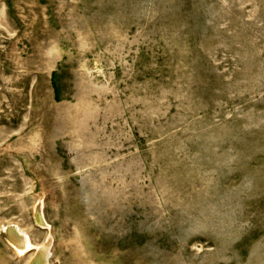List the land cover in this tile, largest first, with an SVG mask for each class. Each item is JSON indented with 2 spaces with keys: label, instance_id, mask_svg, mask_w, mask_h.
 Returning <instances> with one entry per match:
<instances>
[{
  "label": "rangeland",
  "instance_id": "374dc122",
  "mask_svg": "<svg viewBox=\"0 0 264 264\" xmlns=\"http://www.w3.org/2000/svg\"><path fill=\"white\" fill-rule=\"evenodd\" d=\"M48 233L49 264H264V0H0V264Z\"/></svg>",
  "mask_w": 264,
  "mask_h": 264
},
{
  "label": "bare ground",
  "instance_id": "6f19581e",
  "mask_svg": "<svg viewBox=\"0 0 264 264\" xmlns=\"http://www.w3.org/2000/svg\"><path fill=\"white\" fill-rule=\"evenodd\" d=\"M33 209L37 221L44 226H48L47 222L44 219L41 199L37 200L36 205ZM3 230L7 240L12 244L15 251L22 253L32 246V243L29 240L27 234L15 224L5 225L3 226ZM52 240L53 238L51 233H48L40 243L34 246V249L29 256L26 264H49L48 257L50 255V252H52Z\"/></svg>",
  "mask_w": 264,
  "mask_h": 264
}]
</instances>
